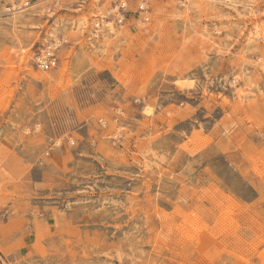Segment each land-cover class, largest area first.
<instances>
[{
	"label": "rangeland",
	"instance_id": "obj_1",
	"mask_svg": "<svg viewBox=\"0 0 264 264\" xmlns=\"http://www.w3.org/2000/svg\"><path fill=\"white\" fill-rule=\"evenodd\" d=\"M0 264H264V0H0Z\"/></svg>",
	"mask_w": 264,
	"mask_h": 264
},
{
	"label": "built area",
	"instance_id": "obj_2",
	"mask_svg": "<svg viewBox=\"0 0 264 264\" xmlns=\"http://www.w3.org/2000/svg\"><path fill=\"white\" fill-rule=\"evenodd\" d=\"M31 0H24V3L27 5ZM183 2H186L187 0H181ZM125 9L124 3H118L117 5H114L113 10H115V20L120 22L123 20ZM140 9L144 10L143 5L140 6ZM57 48L58 43L55 41H52L50 43H47L43 49L39 52H37L33 57V63L34 65L43 71L50 70L56 67L58 62L57 57Z\"/></svg>",
	"mask_w": 264,
	"mask_h": 264
},
{
	"label": "bare ground",
	"instance_id": "obj_3",
	"mask_svg": "<svg viewBox=\"0 0 264 264\" xmlns=\"http://www.w3.org/2000/svg\"><path fill=\"white\" fill-rule=\"evenodd\" d=\"M248 1H250V0H248ZM255 27H256V25H255ZM257 28V27H256Z\"/></svg>",
	"mask_w": 264,
	"mask_h": 264
}]
</instances>
